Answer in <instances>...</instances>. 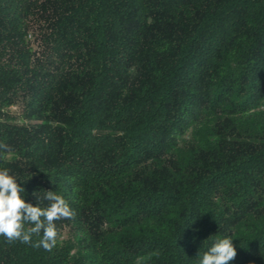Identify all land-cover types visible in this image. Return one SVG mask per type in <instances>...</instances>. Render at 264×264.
Masks as SVG:
<instances>
[{"label":"trees","instance_id":"obj_1","mask_svg":"<svg viewBox=\"0 0 264 264\" xmlns=\"http://www.w3.org/2000/svg\"><path fill=\"white\" fill-rule=\"evenodd\" d=\"M0 143L75 212L0 264H264V0H0Z\"/></svg>","mask_w":264,"mask_h":264},{"label":"clouds","instance_id":"obj_2","mask_svg":"<svg viewBox=\"0 0 264 264\" xmlns=\"http://www.w3.org/2000/svg\"><path fill=\"white\" fill-rule=\"evenodd\" d=\"M130 73L134 74L135 68L130 69ZM11 153L8 144L0 143V160H7ZM24 193L25 189L17 183V178L10 175L7 168L0 169V237L7 243L19 241L52 251L60 239L55 221L74 219L75 212L67 200L55 191H44L43 199L49 202L47 207L27 203L22 195ZM33 236L40 239L33 242ZM236 255L233 239L223 238L203 253L199 264H229ZM142 259L137 257L136 264H142Z\"/></svg>","mask_w":264,"mask_h":264}]
</instances>
